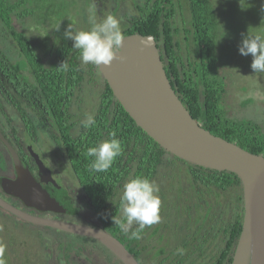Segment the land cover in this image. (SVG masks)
Here are the masks:
<instances>
[{
	"label": "trees",
	"instance_id": "16d2710c",
	"mask_svg": "<svg viewBox=\"0 0 264 264\" xmlns=\"http://www.w3.org/2000/svg\"><path fill=\"white\" fill-rule=\"evenodd\" d=\"M48 1H51L53 7L47 4ZM104 1L86 0V3L94 12L97 3H100L102 11ZM114 1L112 13L116 12L119 6V0ZM250 1L239 2L246 14L250 12L249 22L245 21L246 24L241 25L255 29L253 35L264 36V11L262 8L253 10L255 8L249 6ZM131 3L132 12L124 14L122 36L136 33L152 35L155 38L170 83L192 117L212 134L264 156V124L251 118L228 116L224 106L225 82L223 76L218 73V64L226 55L225 61H230L231 56L228 55L229 50L221 35L224 27L225 30L228 28L227 21L236 16V11L233 8L226 9L221 0H131ZM72 4L73 1L68 0H0V89L8 91L7 86L14 89L16 99L12 98L11 103L18 109H21L20 105L24 106L25 112L21 113L24 131L28 136L25 141L32 143L31 138L38 136L37 132L42 129L48 140L64 149L69 165L85 192V205L92 208L100 228L123 243L140 264H146L141 256L142 246L139 240L128 239L113 219L122 218L120 198L124 184L137 176L151 181L167 152L136 125L114 97L105 80L92 116L94 124L85 127L86 122H83L77 132H72L77 127L76 122L70 121L74 116L70 113V107L75 92L85 78L92 80L95 72L94 65L81 63L80 53L73 48V41L64 36L71 25L72 20L67 15L73 8ZM246 14L243 13V16ZM43 16L58 25L54 30L55 37L51 45L48 46L47 41L41 42L44 44L45 54L50 55L45 59L38 52L32 37L19 25L23 18L42 21ZM88 16L85 15L87 19H83L85 30L94 23L89 21ZM174 18H178L180 23L176 25ZM179 35L184 39L185 55L182 54L181 42L177 40ZM7 39L10 41L7 42ZM220 46L222 49H219ZM64 62L66 67L62 66ZM251 63L252 60L245 66H250ZM26 110H32L34 113H26ZM6 117L9 119V115ZM113 132L121 142L122 153L114 159L107 171H91L89 165L92 158L87 155L88 148L99 141L109 139ZM1 138L4 148H8L9 153L13 154L12 144L8 139ZM15 156L17 155L14 154V158ZM171 156L188 165L186 173L192 181L191 196L195 198L192 202L190 198L185 197L179 202V206H176L183 209L187 215L185 226L190 221L196 224L195 228L191 229V236L188 235L190 242H184L181 249L189 250L192 245L196 248L193 250H200V244L206 240L204 235L208 233L204 228L208 225H203L204 218L211 216L212 225L207 228L220 227L217 230L225 233L224 245L211 264H231L244 213L240 178L234 172L195 165L173 154ZM3 163L4 159L0 154V165ZM228 193L233 194L230 200H234V206L229 220H225L224 216L222 218L224 210L212 213L213 207L208 197L221 205L220 197ZM203 204L206 205L203 207L204 217L200 219L193 216L190 219L191 212L198 210ZM70 209L75 213L78 207L71 206ZM220 220L224 225H217ZM137 227L138 225L130 230ZM202 229L205 232L202 233ZM201 236L203 238L200 241ZM77 237L75 239L80 243L85 240L83 236ZM74 240L62 242L66 246L65 255H70V250L76 255H81L80 248L74 249L71 246ZM91 240L89 245L97 250L102 246L111 252L97 239ZM188 253L190 252L186 251L183 257Z\"/></svg>",
	"mask_w": 264,
	"mask_h": 264
},
{
	"label": "rangeland",
	"instance_id": "374dc122",
	"mask_svg": "<svg viewBox=\"0 0 264 264\" xmlns=\"http://www.w3.org/2000/svg\"><path fill=\"white\" fill-rule=\"evenodd\" d=\"M68 1H73V8L67 15V17L72 20L71 26L73 30L86 29L83 19H87L85 17L87 14L89 15V21H93L94 23H99L106 15L112 14L120 20V24L122 25L125 19L124 14L132 12L131 7L133 6L131 0H119L118 10L112 13L111 10L115 5V1L105 0L102 11L100 10V3H97L95 4L96 10L93 12L90 5H87L86 0ZM92 1L94 2V0ZM221 1L226 9L233 8V10L236 11V16H233L234 19L232 18L231 21H227V25L229 22L228 28L225 30L224 27L221 35V38L225 40L229 50L228 55L231 56L230 61H225L226 55L218 64V73L223 76L225 82L224 106L227 109L228 116L251 118L264 124V73H254L250 66H245L247 62L252 60V56L250 54L248 56H243L238 50L243 35H247L248 33L253 35V33L256 32L253 28H245V25H241L245 23V21L249 22L250 12L246 14V12L243 11L239 5L241 0ZM262 3H264V0H251L249 6L252 5L253 8H255L253 10L256 11L261 9ZM47 4L53 7L51 1H48ZM55 12L54 9V15ZM243 13L246 15L243 16ZM42 19V21H36L34 18L30 20L23 18L22 23L19 25L22 30L27 32V35L32 37L34 44L37 45L38 52L43 57L48 58L50 55L45 54L44 44H41V42L47 41V45L50 46L51 42L54 41V30L58 25L45 16H43ZM174 19L176 25L180 23L178 18ZM16 25L17 27L19 26L18 23H16ZM177 37H179L177 40L181 42L182 54L185 55V50H183L184 39L182 35ZM6 41L9 42L10 39ZM219 49H222V47L220 46ZM235 60H237V62ZM94 71L92 80L88 78L83 80L82 84L75 92L73 103H71L70 113L74 116L70 121L77 123V127L72 130L73 133L78 131L83 122H86L88 116H93L95 113L99 92L103 87L104 79L97 66L94 67ZM12 117L13 126L16 127L18 123L16 121V115L12 114ZM15 130H17L18 135H23L22 129L15 128ZM39 134L42 137V141L38 143V147L45 149L44 156L51 157L49 158V163L54 166L55 171L59 174L62 176L64 175L63 173L69 174L70 178L66 176L64 179L65 184L69 186V190L75 193L76 196L78 195V197L82 195L79 191L81 186L77 183L75 175L72 174L74 172L69 165L64 149H61L60 146H57L52 140H48L47 135L42 129L39 130ZM0 148H3L1 144ZM163 159V162L157 166L156 173L151 180L159 186L158 195L161 200L159 213L160 221L150 227H146L142 233V239L139 240L142 246L141 256L144 259L143 261L146 264H211L213 258L218 256L219 249L223 247L225 241L224 231L217 230V228L220 229V227L207 228L212 225L211 216L204 218L203 225H208L204 227L207 229L208 235H204L206 240L203 244H200L201 246L198 248L200 250H193L196 248L191 245V248L186 250L190 253H188L185 258L183 255L186 251L183 250L182 254L177 252V249L182 248L184 242H190L188 241V235L189 237L191 236L193 233L191 229L195 228L196 224L190 221L187 226H185L187 215L183 209L176 208V206H179V202L183 201L185 197L187 199L190 198L192 202L195 201V198L191 196L192 181L189 180V175L186 173L188 165L175 160L168 152L163 156ZM65 169L68 170V172H65ZM232 196V193H228L220 197V202L223 207L215 200L208 197L213 207L212 213H216L220 209L224 210L222 218L224 216L225 220H229L234 206V200H230ZM81 206L79 212L80 217L97 222V220L93 219V216H91V208L87 209L83 204H81ZM204 206L206 205L203 204L202 207L198 210L196 209V211L193 210L190 219L193 216H198L202 219L205 215ZM12 218L15 217L11 214L0 213V249H2V251H0V260H3L4 264H67L64 256L66 254L65 249L61 246L63 245L62 242H64L62 240L67 241L65 237L73 240V236L62 237V240L59 241V237H56L57 235L50 234L47 230L43 229L40 231L41 234H39L35 226L26 225L25 227H20L17 223L20 224L22 222H16L14 220L18 219L15 218L12 220ZM217 225L222 226L224 223L220 220L217 222ZM135 226L137 225H132V227ZM19 228H21V230H19ZM11 231L15 232V239L12 237ZM203 232H205L204 229H202V233ZM202 238L201 236L200 241ZM17 241H19L20 244L14 245V242ZM85 241H82L83 244H89L91 242L89 239ZM74 243L79 244L77 242ZM69 253L70 255H74L72 251ZM100 253L103 254V264H121L119 260L109 251L107 252V250L103 249V247L97 250L87 245L85 249L81 250V255L77 258L82 261L83 264H87V262L88 264H93ZM106 253H108L107 257L105 256Z\"/></svg>",
	"mask_w": 264,
	"mask_h": 264
},
{
	"label": "water",
	"instance_id": "95a60500",
	"mask_svg": "<svg viewBox=\"0 0 264 264\" xmlns=\"http://www.w3.org/2000/svg\"><path fill=\"white\" fill-rule=\"evenodd\" d=\"M123 38L118 58L109 67H98L114 97L136 125L166 152L195 165L234 172L240 178L244 213L231 264H264V156L212 134L192 117L170 83L152 35L134 33ZM31 154L39 180L28 174L22 177V185L5 180L4 189L27 205L57 209V201L40 185L41 181L51 180V172L37 153ZM0 206L31 223L91 236L123 264H140L123 243L103 229L40 218L11 206L1 197Z\"/></svg>",
	"mask_w": 264,
	"mask_h": 264
},
{
	"label": "clouds",
	"instance_id": "9594fccd",
	"mask_svg": "<svg viewBox=\"0 0 264 264\" xmlns=\"http://www.w3.org/2000/svg\"><path fill=\"white\" fill-rule=\"evenodd\" d=\"M264 11V3L261 5ZM66 39L73 41V48L80 53L81 63L92 64L97 67H109L117 54L121 52L124 38L121 32L120 20L112 14L106 15L101 22L94 23L87 30H73L71 25L65 31ZM239 53L243 56H252L251 69L254 73H264V36L243 35L238 46ZM123 59V57H119ZM62 66L66 67V62ZM94 124V118L88 116L85 127ZM122 145L116 138L115 132L110 138L97 142L87 150L88 157L92 158L89 168L93 172H105L116 157L122 153ZM159 186L145 177L137 176L128 180L124 186L120 198L122 218L114 220L121 231L130 240L142 239V233L146 227L160 221ZM138 225L135 230H130L132 225ZM2 251V249H0ZM182 254V249H177ZM0 264H4L0 260Z\"/></svg>",
	"mask_w": 264,
	"mask_h": 264
},
{
	"label": "flooded vegetation",
	"instance_id": "af4514ba",
	"mask_svg": "<svg viewBox=\"0 0 264 264\" xmlns=\"http://www.w3.org/2000/svg\"><path fill=\"white\" fill-rule=\"evenodd\" d=\"M43 58L45 59V57ZM8 71L10 72V70ZM1 87L2 86L0 85V88ZM7 88H8V91L6 90L1 91L0 89V144L3 147L2 149L0 148V154L2 155L4 159V163L0 165V197L4 201H6L8 204H10L11 206L23 212L32 214L40 218L60 220V221H65L69 223L82 224V225H87V226H92V227L102 229L99 226L98 219L93 214L92 208L87 207V205H85L86 195L82 187L79 189V191L82 193V195H80L79 197L78 195L76 196L75 193L71 192L69 190V186L65 184L64 182V179L66 178V176L70 178L69 174L63 173L64 175L62 176L57 171H55L54 166H52V164L49 163V160H50L49 158L51 157L44 156L45 149L38 147V143L42 141V137L40 136V134L37 132L38 136H35V137L33 136L31 138L33 140L32 143L26 142L28 136L25 134L26 132L24 131L25 125H24V121L22 120V113H21V112H25L24 106L20 105L21 109H18V107H16L15 105L11 103L12 98L16 99V96L13 94L15 90L11 89L9 86H7ZM17 100H20V99L17 98ZM26 113H34V112H32V110L31 111L26 110ZM6 114L9 115V119H7ZM12 114L16 115V121L19 123V124L18 123L16 124V127L13 126ZM31 116H33V114H31ZM15 128L22 129L23 135H18L17 130H15ZM1 137H3L4 139L5 138L8 139L9 142L12 144L13 149H14L13 154L9 153L8 148H4V145L2 142L3 139ZM19 145L22 147H19ZM31 151L38 154L43 164L51 172V180L46 181V182L41 181L40 185L44 189L48 190L53 196V198L57 201V204L59 205L57 209H40L33 205H27L20 197L13 195L11 193H7L4 189L5 180L19 182L22 185L23 183H25V179H23L22 177H27L28 174H31L37 180H39V177H40L39 170L35 163V159L31 154ZM14 154L17 155L15 156V158H14ZM65 172H68V170L65 169ZM77 183L79 184L78 179H77ZM81 204H83L87 209L91 208L90 209L92 211L91 216H93V219L97 220V222L92 221L90 219H86L84 217H80L79 212L82 207ZM71 206L78 207L77 212L74 213L70 211ZM0 208H1L0 213L11 214L16 219H18L14 221L22 222L20 224L17 223L18 226L20 227H25L26 225L35 226L38 229L37 232L39 234H41L40 231H42L43 229L47 230L50 234H53L55 236L57 235L56 237H59V241L62 240V237H65V236L72 235L74 236L73 238L75 239V238H78L77 236L80 235V234L72 233L66 230L58 229L55 227H51V226H47L43 224H35V223L25 221L19 218L18 216H16L14 213L4 209L3 207L0 206ZM15 218H12V220ZM14 226H15V223H14ZM19 230H21V228H19ZM11 233H12V237L15 239V235H14L15 232L11 231ZM80 236H83L85 240L89 239L92 242L91 238L93 237L87 236V235H80ZM65 238L67 239V241L69 240L67 237ZM62 241L66 242V240H62ZM74 241L79 244L73 243L71 244V246L74 249L80 248L79 251L85 249L87 245L89 247L92 246V245H89L91 242L89 244H83V243H80L77 239H75ZM19 244H20L19 241L14 242V245H19ZM64 244L61 246H63L62 248L65 249L66 246H64ZM110 253L117 260H119L112 252ZM107 254L108 253L105 254L106 257H107ZM64 256H65V260L67 258L68 261L66 260V262H69V264H83L82 261L78 260L77 258L80 255H76V253H74V255H68V256L64 255ZM93 264H103V254L100 253L98 258L94 260Z\"/></svg>",
	"mask_w": 264,
	"mask_h": 264
}]
</instances>
